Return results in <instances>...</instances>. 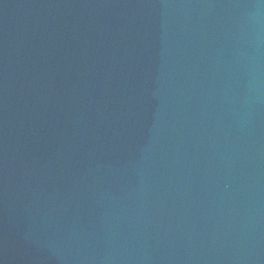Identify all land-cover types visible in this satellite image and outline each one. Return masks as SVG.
Masks as SVG:
<instances>
[{
	"label": "water",
	"instance_id": "95a60500",
	"mask_svg": "<svg viewBox=\"0 0 264 264\" xmlns=\"http://www.w3.org/2000/svg\"><path fill=\"white\" fill-rule=\"evenodd\" d=\"M0 264H264V0H0Z\"/></svg>",
	"mask_w": 264,
	"mask_h": 264
}]
</instances>
